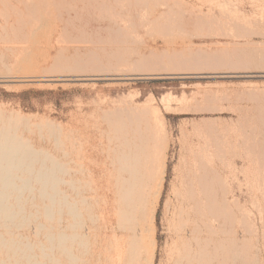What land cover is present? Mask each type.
Wrapping results in <instances>:
<instances>
[{"label": "rangeland", "instance_id": "1", "mask_svg": "<svg viewBox=\"0 0 264 264\" xmlns=\"http://www.w3.org/2000/svg\"><path fill=\"white\" fill-rule=\"evenodd\" d=\"M0 34V125L11 124L14 135L40 151V158L55 159L62 171L55 167L57 180L48 189L54 195L58 190L53 202L40 196L35 180L19 204L9 200L23 211L12 221L0 219V264H97L99 254L100 264H110L112 235L126 241L134 229L119 227L117 215L106 229L102 209L113 189L121 203L119 182L130 178V166L117 162L128 152L122 145H139L141 139L153 153L151 173L137 186L147 207L157 203L153 264H172L187 253L175 238L178 232L196 227L199 237L207 236L206 219L197 215L207 213V181L235 210L231 225L243 237L236 264H264V0H0ZM198 50L237 54L220 63L192 60ZM80 145L89 151L81 161ZM49 162L45 167H52ZM94 167L88 175L86 168ZM202 173L214 182L198 181ZM225 217L220 237L231 227ZM60 233L73 242L61 244ZM61 246L78 261L67 260ZM142 250L139 264L145 262ZM126 257L124 264L139 260Z\"/></svg>", "mask_w": 264, "mask_h": 264}, {"label": "bare ground", "instance_id": "2", "mask_svg": "<svg viewBox=\"0 0 264 264\" xmlns=\"http://www.w3.org/2000/svg\"><path fill=\"white\" fill-rule=\"evenodd\" d=\"M27 5V4H26ZM31 5V4H29ZM34 6V5H32ZM36 6V5H35ZM35 6L33 8H35ZM31 7V6H30ZM31 8V9H33ZM37 9V8H36ZM28 10V9H27ZM26 10V12H27ZM34 10V9H33ZM29 11V10H28ZM30 12V11H29ZM32 12V10H31ZM30 12V13H31ZM35 11H33L34 13ZM37 12V11H36ZM33 13H32V16H33ZM21 14V13H20ZM21 16V15H20ZM31 16V17H32ZM25 20V19H24ZM29 20V19H28ZM20 24V23H19ZM16 25V24H15ZM69 25V24H68ZM9 26V25H8ZM12 26V25H11ZM73 26V25H71ZM11 28V27H10ZM7 29V28H6ZM4 29V30H6ZM68 29V28H67ZM15 30V29H14ZM17 30V29H16ZM73 30V29H72ZM96 30V29H95ZM97 30L99 31V29L97 28ZM104 30V29H103ZM106 30V28H105ZM118 30V29H117ZM120 30V29H119ZM19 31V30H18ZM111 31V30H110ZM116 31V30H115ZM114 31V34H116V32ZM121 31V30H120ZM10 32H12L10 30ZM113 32V30L111 31ZM118 32V31H117ZM2 33V32H1ZM95 33V32H94ZM97 33V32H96ZM118 33H121V32H118ZM83 34V33H82ZM122 34V33H121ZM120 34V35H121ZM85 35V34H84ZM83 35V36H84ZM87 35V34H86ZM91 35V34H89ZM117 35V34H116ZM3 36V35H2ZM89 38V36H87ZM119 37V36H118ZM118 37L116 36L115 38L118 39ZM3 38L1 37V34H0V39ZM86 38V37H85ZM114 38V39H115ZM122 38V37H120ZM136 39V38H135ZM224 51V50H222ZM228 51V50H227ZM220 52V51H219ZM219 52H203V51H200L198 50L197 52H194V53H191L190 54V58L192 60H200V61H211V62H215V63H220L222 62L223 60H226L227 58L229 59H233L232 57H234V55L236 56V54H234L233 52H235L233 50L232 51H228L230 52L228 55H224L226 51H224V53H219ZM232 52V53H231ZM189 53V51H188ZM187 53V55H188ZM91 53H87V55H89ZM94 54V52H93ZM232 54H234L232 56ZM95 55V54H94ZM177 55V54H176ZM153 56V55H152ZM155 56V55H154ZM90 57V56H89ZM92 57V56H91ZM143 57V56H142ZM141 57V58H142ZM156 57V56H155ZM239 55L237 56V59H238ZM94 58V57H92ZM90 58V59H92ZM96 58V56H95ZM94 58V59H95ZM146 58V57H144ZM158 58V57H157ZM159 58H161L159 56ZM177 60L179 59L178 57H176ZM190 58H188V60H190ZM236 58V57H234ZM87 59V57H86ZM97 59V58H96ZM143 59V58H142ZM156 59V58H155ZM180 59H182L180 57ZM185 59V58H183ZM78 60V58H77ZM89 60V59H88ZM98 60V59H97ZM96 60V61H97ZM147 60V59H146ZM187 60V59H186ZM235 60V59H233ZM81 60H79L80 62ZM95 61V60H94ZM95 61V62H96ZM145 61V60H143ZM150 61V60H149ZM184 61V60H182ZM78 62V61H77ZM83 62V61H82ZM91 62V60H90ZM88 62V63H90ZM158 62V61H156ZM179 62V60L177 61ZM181 62V61H180ZM87 63V62H86ZM85 63V64H86ZM93 63V62H91ZM90 63V65H91ZM100 63V62H99ZM97 63V64H99ZM140 62H138L139 64ZM185 63V62H184ZM183 63V64H184ZM215 63H213L215 65ZM81 64V62H80ZM137 64V65H138ZM142 64V63H141ZM182 64V63H181ZM182 64V65H183ZM83 65V63L81 64ZM88 65V64H86ZM96 65V63H95ZM146 65L148 66L149 64H147L146 62ZM219 65V64H218ZM91 66H94V65H91ZM139 66V65H138ZM137 66V67H138ZM143 66V64H142ZM217 66V65H215ZM214 66V67H215ZM85 67V66H84ZM87 67V66H86ZM134 67H136V65H134ZM136 67V69H138ZM221 67V66H220ZM141 68V67H140ZM139 68V70H140ZM145 68V67H144ZM148 68V67H147ZM146 68V69H147ZM143 69V68H141ZM144 69V70H146ZM216 69V68H215ZM253 91V90H252ZM251 91V92H252ZM250 92V91H248ZM255 93V91H253ZM249 94V95H248ZM246 95L250 96L251 94L250 93H246ZM253 95V94H252ZM214 97V96H212ZM253 97V96H252ZM255 98H258L255 97ZM214 99V98H213ZM249 99V97H248ZM209 100V99H208ZM1 113V112H0ZM3 113V112H2ZM5 115V114H3ZM130 115V114H129ZM2 116V115H0ZM131 116V115H130ZM149 116V115H148ZM10 117V116H9ZM143 117L140 116V119ZM3 118V117H2ZM8 118V117H7ZM5 118V120L7 119ZM128 118V117H127ZM155 118V117H154ZM4 119V118H3ZM140 119H139V122H140ZM143 119V118H142ZM145 120H142V122H146V116L144 117ZM0 122H2V119L0 117ZM123 119H121L122 121ZM135 120V119H134ZM7 121V120H6ZM6 121H3L4 123ZM120 121V120H118ZM124 121V120H123ZM122 121V122H123ZM148 121V120H147ZM156 121V120H155ZM161 121V120H160ZM136 123H138V120L135 121ZM11 122H9L8 124H10ZM14 123V122H13ZM115 123V122H114ZM121 123V122H120ZM119 123V124H120ZM125 124V122H123ZM153 123V122H152ZM157 123V122H155ZM117 124V121L114 125ZM146 123H144L143 125H145ZM11 125V124H10ZM9 125V126H10ZM121 127H124V125L122 126V124H120ZM137 126H139L138 124H136ZM142 125V124H141ZM155 125V124H154ZM152 125V126H154ZM9 126H1L0 125V219H4V220H10L12 221V219L14 220L15 217L17 216V214L21 211H23V208L22 207H19V205L16 206V204H19L20 203V199L22 198V194L23 192L25 191H31L32 190V186H31V182L33 180L36 181L37 184H41V189H40V196L42 195L44 198L48 199L49 201L51 200L53 202L54 200V197L56 198L57 197V193L56 190L55 191V194L54 195V192L52 193L51 191H48L49 187H52L54 185V182H55V171H60L62 173L61 170H58V167L61 168V166H59V164L55 163L53 158L50 157L48 154H43V158H40L39 156H41V154L39 155L38 153L40 151H35L31 146L29 145H26V143H24L20 138H18L16 135L13 134L12 132V127H9ZM12 126V125H11ZM119 126V125H118ZM118 126H115L114 128H117ZM148 126V125H146ZM146 126L144 127V129H146ZM158 126V124L156 125ZM143 127V126H142ZM120 128V127H119ZM150 128V127H149ZM153 128V127H152ZM126 129V128H125ZM123 130V131H126V130ZM156 129V127H155ZM131 130V129H130ZM140 130V128L138 129ZM152 130V129H151ZM115 131V129H114ZM117 131H118V128H117ZM116 131V132H117ZM122 132V129L119 130ZM119 131L117 133H119ZM135 131V129H134ZM132 131V134L133 132ZM144 131H147L144 130ZM128 131H126L127 133ZM130 132V131H129ZM136 132V131H135ZM148 132V131H147ZM157 132V131H155ZM154 132V133H155ZM125 133V132H124ZM123 133V134H124ZM137 133V132H136ZM152 133V132H151ZM159 133V132H158ZM121 134V133H120ZM121 134V135H123ZM131 134V135H132ZM140 135V131L138 133ZM137 134V135H138ZM145 134V133H144ZM156 134V133H155ZM138 135V136H139ZM157 135V134H156ZM155 135V136H156ZM120 136V135H119ZM124 137V140H122V144L125 142V134L123 135ZM127 136V135H126ZM133 136V135H132ZM135 136V135H134ZM134 136L132 137L133 139ZM141 137V135H140ZM146 137V136H144ZM122 138V137H121ZM139 138V137H137ZM143 138V136H142ZM151 138V137H150ZM133 139H131L133 141ZM145 139V138H144ZM138 141L140 139H137ZM142 140V143H140L139 145H133V142L129 145V144H125L122 145L123 148L126 147L127 148V153L126 154H122L120 156V161L118 160L117 162H121L122 165H129L130 168L127 170L129 172V174H127L128 176H130L129 179H123L121 182H119L120 184L122 183V196L120 197L121 198V203L117 204L116 201L113 199V197L115 196V191L114 189L110 192V195L109 197H107V199L105 200L104 202V208L102 209V220L103 221V225L106 229L110 227H112V225L114 224L113 222V216L114 215H117L118 219H117V222H118V225L120 227L123 226V227H132L134 229L133 233L132 234H127L126 236V241L122 240V238L120 240H118L116 238L115 235H111L113 236V238H111V240H114L116 241L115 244L113 245L112 249H111V253L110 254H107L110 256V264H124V262L126 261V256L128 254H130L131 258L133 259H139V254H140V250H142V252L145 253V262L144 264H153V261H154V252H155V247H156V237H155V227H154V217H155V210H156V202L153 203V205L151 204V206L147 207L145 204H146V196H145V193L143 191V189L141 188L140 191L138 190L137 186L141 187V185L145 182L146 178L148 177V175L151 173V170L153 168V159L152 157L150 156V154L152 153V147L149 148V146H147L146 143H143V139ZM128 141L129 138H128ZM135 141V140H134ZM146 141V140H145ZM150 141V140H149ZM147 141V142H149ZM140 142V141H139ZM139 142H136V143H139ZM126 143H129L127 142V139H126ZM81 144V143H80ZM154 145V144H153ZM121 146V145H120ZM121 146V148H122ZM122 148V149H123ZM154 148V147H153ZM151 150V151H150ZM79 151L81 152L80 154V160H85L86 157L88 156V153L89 151L88 150H83V145H80V148H79ZM117 152V151H116ZM41 153V152H40ZM44 153V152H43ZM47 153V152H46ZM121 153V152H120ZM123 153V152H122ZM114 154V152H113ZM153 154V153H152ZM64 155H67V154H64ZM77 156V155H76ZM79 156V154H78ZM117 156V155H116ZM154 156V155H153ZM67 157V156H66ZM115 157V156H114ZM114 159V158H112ZM46 160V162H45ZM48 160L51 162H49V165L51 164L52 167L51 168H47L45 167V165L47 166L48 164H45V163H48ZM66 160V158H65ZM68 160H71L72 162V159H67L65 162L68 163ZM78 160V158H77ZM90 161V160H89ZM92 161V160H91ZM111 161V160H110ZM114 160H112L111 163H113ZM116 161V159H115ZM70 162V161H69ZM93 162H95L93 160ZM92 162V163H93ZM116 162V163H117ZM63 164L64 166L66 165ZM115 163V162H114ZM115 163V164H116ZM94 164V163H93ZM119 165V163H117ZM36 165L39 167L37 168ZM62 165V164H60ZM62 165V166H63ZM107 165V164H106ZM121 165V164H120ZM117 166V165H116ZM201 166V165H200ZM199 166V168H200ZM205 166V165H204ZM206 166H205V168ZM36 167V168H35ZM50 167V166H49ZM56 168V170H54ZM116 170L118 168L114 167ZM113 168V170H114ZM122 168V167H121ZM198 168V169H199ZM65 169V167H62V170ZM87 174L88 175H91V173H93V171L95 170V167L94 169H87ZM122 170V169H121ZM164 170V168H163ZM204 170H202V172H204ZM65 170H63L64 172ZM200 171V170H199ZM59 172V173H60ZM123 172L126 173V171L124 170ZM58 173V172H57ZM58 173V174H59ZM205 173H207L205 171ZM204 176H200L198 181H201L202 180V183H203V180L204 179H207V176L205 177V174L202 173ZM162 175V173H161ZM194 175V174H192ZM117 176V175H116ZM199 176V174L197 175ZM58 177V176H57ZM203 177H205L203 179ZM80 178V177H79ZM163 178V177H162ZM196 178V177H195ZM213 178L216 179V177L214 176ZM121 179V178H120ZM57 180V179H56ZM75 180V179H74ZM77 180V179H76ZM207 180H210V176H209V179ZM212 180V179H211ZM210 180V181H211ZM40 183H38V182ZM59 181H60V178H59ZM58 182V184H60ZM80 181V179H79ZM56 182V183H57ZM78 182V181H77ZM75 181L72 182L74 184L77 183ZM117 182V180L115 181ZM114 182V183H115ZM193 182V181H191ZM212 182H214L212 180ZM216 182V180H215ZM35 183V182H33ZM55 183V185H56ZM62 183V182H61ZM79 183V182H78ZM118 183V185H119ZM196 183H197V180H196ZM208 184L206 185H202V192H203V195L205 200L208 202V205H207V210H205L207 213H203L202 211H200V216L199 214L197 213L198 217H200L202 219V217L204 218L205 222L204 223V228L206 229L204 232L207 233V236L205 237H199L196 233V227L192 228V229H189V230H184L183 232H178L177 236L175 238H177V240L180 242L181 244V247H186L187 248V253L183 256H179L177 260H172L173 262H171L170 260V263L172 264H236V261L237 259L239 258L238 257V251H237V243L238 242H242V236L241 237H237V234L233 228V226L231 224H233V221L235 222V210H233L231 208V205L230 203L228 202L227 199H225V197H223L222 199H220L218 197V189H216L214 186L212 187H209L212 185L211 182H208ZM211 183V185H210ZM65 184V183H64ZM69 184V182H68ZM71 184V183H70ZM72 184V185H74ZM188 184V183H187ZM199 184V182L197 183V185ZM71 185V186H72ZM116 185V183H115ZM159 185L160 187L162 186L161 182H159ZM189 185V184H188ZM191 185V184H190ZM208 185V186H207ZM200 187V185H198ZM39 187V186H38ZM74 187V186H73ZM72 187V188H73ZM160 187H157V188H160ZM192 187H193V183H192ZM191 187V189H192ZM198 187V191L199 188ZM53 188V187H52ZM56 188V187H55ZM116 188V187H115ZM137 189V190H136ZM190 189V187H189ZM194 189V188H193ZM39 190V189H38ZM51 190V188H50ZM218 190V191H217ZM158 191V190H157ZM193 191V190H192ZM50 192V193H49ZM64 192V191H62ZM118 192V191H117ZM190 192V191H189ZM201 192V191H200ZM192 193H195L194 191ZM39 194V192H38ZM190 194V193H189ZM62 196V193L60 194ZM59 196V195H58ZM159 196V195H158ZM198 196V194H197ZM200 196V195H199ZM65 197V196H64ZM68 197V196H67ZM195 197V196H194ZM59 198V197H58ZM66 198V197H65ZM117 198V197H116ZM10 199H13L12 201L15 202V206L9 204V200ZM60 199V198H59ZM157 199V198H156ZM155 199V201H156ZM196 199V198H195ZM63 200V199H62ZM202 200V199H201ZM201 200L197 201V203L202 206V208L204 207L203 206V203L201 202ZM204 200V201H205ZM58 203H59V200H56ZM195 201V202H196ZM57 203V204H58ZM62 203V201H61ZM64 203V202H63ZM74 203V202H73ZM72 203V204H73ZM196 203V205H197ZM205 203V202H204ZM232 203V202H231ZM235 203V202H234ZM234 203H232L234 205ZM67 204V203H66ZM76 205V202L74 203ZM191 204V203H190ZM192 205V204H191ZM195 205V206H196ZM69 206V205H68ZM66 205V207H68ZM194 206V204H193ZM198 206V205H197ZM236 206V205H235ZM234 206V207H235ZM61 207V206H60ZM65 207V203H64V206ZM71 207V206H70ZM69 207V208H70ZM73 208L75 207H72V210ZM200 208V207H199ZM200 208V209H202ZM61 209V208H60ZM194 209V208H193ZM196 209V207H195ZM194 209V210H195ZM199 209V210H200ZM66 210V208H65ZM193 210V211H194ZM203 210V209H202ZM71 211V210H69ZM75 211V209H74ZM60 212V211H59ZM72 212V211H71ZM76 215H77V211H75ZM192 212V211H191ZM70 213V212H69ZM224 213H225V216H224ZM74 214V212H73ZM74 214V215H75ZM136 214H139V217L136 216ZM191 214H194V213H191ZM196 214V213H195ZM72 215V217L74 216ZM75 215V216H76ZM194 216V215H193ZM227 218L230 222V225L231 227H229V229L227 228L226 231H224V236L225 237H220L219 234L220 232H222V223H221V220L223 218ZM77 219V217H74ZM73 218V219H74ZM200 219V220H201ZM75 220V219H74ZM73 220V221H74ZM139 220L141 221L140 224H136V221ZM191 220V219H190ZM193 220V219H192ZM197 220H199L197 218ZM203 220V219H202ZM203 220V221H204ZM202 222V221H200ZM74 223V222H72ZM202 223V224H203ZM225 223V222H224ZM193 224H196V223H193ZM198 224V223H197ZM76 225V224H75ZM78 225V224H77ZM101 225V223H100ZM117 225V226H118ZM228 225V224H227ZM80 226V224H79ZM116 226V227H117ZM72 227V225H71ZM70 227V228H71ZM78 226H73V228H76ZM102 227V226H101ZM119 227H118V230H119ZM201 227V226H200ZM225 227V226H224ZM80 229V227H78ZM84 229V228H83ZM104 229V228H103ZM102 229V230H103ZM117 229V228H116ZM115 229V230H116ZM122 229V227H121ZM105 230V229H104ZM113 230V228H112ZM62 231V230H61ZM64 231V229H63ZM62 231V232H63ZM82 231V229H81ZM111 231V230H110ZM117 231V230H116ZM201 231V230H200ZM73 232V231H72ZM71 232V233H72ZM75 232V231H74ZM103 232V231H102ZM106 232V231H105ZM65 233V232H64ZM85 233V232H84ZM96 233V232H95ZM94 233V234H95ZM123 233V232H122ZM201 233V232H200ZM89 234V232H88ZM85 235H87V233L85 234H82L80 238H83L85 237ZM200 235V234H199ZM49 236V235H47ZM59 242L61 244H65L66 240H69L71 243L73 241H71L70 239H65V235L64 234H59ZM57 236V237H58ZM98 236V235H97ZM50 237V236H49ZM73 238V234L71 236ZM76 236L74 235V239ZM79 237V236H77ZM52 238V236H51ZM69 238V236H68ZM86 238V237H85ZM107 234H103L101 237H99L98 241H97V247H102L103 245V242L105 243L106 239H107ZM49 239V238H48ZM64 239H65V242H64ZM79 238L76 239V241L78 240ZM90 239V238H89ZM57 240V239H56ZM81 240V239H80ZM79 240V241H80ZM87 240V239H86ZM52 242L53 240L49 239V242ZM63 241V242H62ZM68 241V242H69ZM82 241V240H81ZM113 241V242H114ZM3 242V240L1 241V243ZM50 242V243H51ZM67 242V243H68ZM75 242V241H74ZM57 243V241L55 242ZM95 243V242H94ZM108 243V241H107ZM224 243H227V247H226V250L224 249ZM4 244V243H3ZM60 244V245H61ZM75 244V243H74ZM112 244V243H111ZM14 245V244H13ZM58 245V243H57ZM76 245V244H75ZM80 242L78 244V246L76 245V247L79 249L80 246ZM84 245V244H83ZM82 245V246H83ZM90 245V244H89ZM238 245H240L238 243ZM86 246V245H85ZM17 247V246H15ZM62 247V246H61ZM45 248V247H44ZM49 248V247H48ZM58 248V247H57ZM71 248V247H70ZM83 248V247H82ZM17 249V248H16ZM107 249V250H109ZM15 250V249H13ZM84 250V248H83ZM91 250V249H90ZM60 251L61 253L65 254L67 256V260H70V262L72 263V261L74 262V260L76 259L75 256L73 254H71L70 250L66 247H62L60 248ZM79 251V250H78ZM98 251V250H97ZM15 252V251H14ZM108 252V251H107ZM81 253V252H80ZM96 254V253H95ZM95 254H93V256L95 257ZM98 254H99V251H98ZM106 255V253H105ZM181 255V254H180ZM172 256V255H171ZM170 256V257H171ZM92 257V255H91ZM100 254L96 256V258L93 260L97 262V264H100ZM106 257V256H105ZM247 257V256H245ZM28 258V257H27ZM49 258V257H48ZM89 258H90V255H89ZM107 258V257H106ZM105 258V259H106ZM174 258V257H173ZM176 258V257H175ZM108 259V258H107ZM244 259V258H243ZM256 261V258L254 259ZM253 260V262H254ZM76 261V260H75ZM78 261V260H77ZM76 261V262H77ZM92 261V262H93ZM246 261V260H244ZM250 259H247V262H249ZM108 262V261H106ZM140 262V259L138 260L137 264H139ZM75 263V262H74ZM244 263V262H243ZM256 263V262H255ZM254 263V264H255ZM69 264V263H68ZM248 264V263H247Z\"/></svg>", "mask_w": 264, "mask_h": 264}]
</instances>
